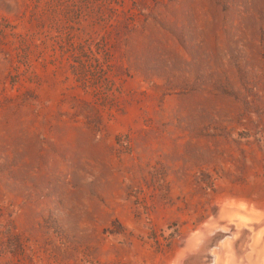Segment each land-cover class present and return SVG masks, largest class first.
I'll list each match as a JSON object with an SVG mask.
<instances>
[{"label":"rangeland","instance_id":"1","mask_svg":"<svg viewBox=\"0 0 264 264\" xmlns=\"http://www.w3.org/2000/svg\"><path fill=\"white\" fill-rule=\"evenodd\" d=\"M234 216L264 264V0H0V264H198Z\"/></svg>","mask_w":264,"mask_h":264},{"label":"bare ground","instance_id":"2","mask_svg":"<svg viewBox=\"0 0 264 264\" xmlns=\"http://www.w3.org/2000/svg\"><path fill=\"white\" fill-rule=\"evenodd\" d=\"M232 218L224 225L214 224V222L211 223L212 220H208L205 222L206 226H201L195 233L190 235L186 241V253L190 255L187 260L192 259L194 262L202 264L204 253H210L213 264H242V253L244 252L240 242L234 240V238H227L226 240L222 239V242L216 241L213 243L214 239H217L214 234L219 230L224 231L231 228L234 232L233 235L236 234L234 236L238 237L244 227H249L247 220H240L238 216ZM189 264H191L190 261Z\"/></svg>","mask_w":264,"mask_h":264}]
</instances>
